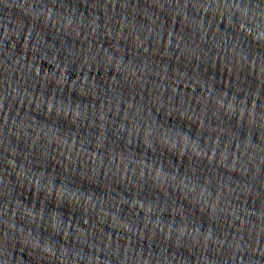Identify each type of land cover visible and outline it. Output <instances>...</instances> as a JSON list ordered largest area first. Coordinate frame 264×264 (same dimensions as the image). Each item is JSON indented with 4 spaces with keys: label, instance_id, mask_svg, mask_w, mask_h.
Listing matches in <instances>:
<instances>
[{
    "label": "water",
    "instance_id": "1",
    "mask_svg": "<svg viewBox=\"0 0 264 264\" xmlns=\"http://www.w3.org/2000/svg\"><path fill=\"white\" fill-rule=\"evenodd\" d=\"M0 264H264V0H0Z\"/></svg>",
    "mask_w": 264,
    "mask_h": 264
}]
</instances>
